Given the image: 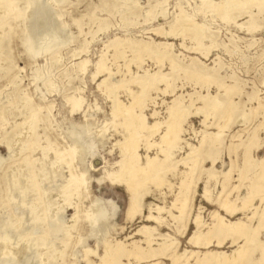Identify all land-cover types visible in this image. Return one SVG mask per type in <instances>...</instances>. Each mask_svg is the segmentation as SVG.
<instances>
[{
	"label": "rangeland",
	"instance_id": "obj_1",
	"mask_svg": "<svg viewBox=\"0 0 264 264\" xmlns=\"http://www.w3.org/2000/svg\"><path fill=\"white\" fill-rule=\"evenodd\" d=\"M221 1L0 0V240L10 250L0 264H172L161 248L171 242L175 264L243 244L226 264H264V0L227 21ZM181 13L206 28L199 43L162 33ZM118 38L152 43L157 54ZM134 78L148 86L132 113L159 123L136 127L137 164L154 159L160 170L132 194L118 177L128 121L113 98L130 105L129 91L141 89ZM170 105L184 108V120L180 141L162 153ZM69 149L84 180L78 190H62L69 168L55 152ZM95 201L106 215L94 226ZM217 215L243 222L246 237L215 246ZM197 216L212 235L208 248L187 243ZM144 231L158 256L139 261L131 253L150 255Z\"/></svg>",
	"mask_w": 264,
	"mask_h": 264
},
{
	"label": "bare ground",
	"instance_id": "obj_2",
	"mask_svg": "<svg viewBox=\"0 0 264 264\" xmlns=\"http://www.w3.org/2000/svg\"><path fill=\"white\" fill-rule=\"evenodd\" d=\"M254 0H223L221 1V5L219 6L220 9L222 10V13L220 14V17L224 20L227 21L229 18H231V13L236 11L240 6H243L245 4H248L250 2H252ZM260 1V0H257ZM178 23V24H177ZM177 23H175V25H173L172 27H170V29L168 31H163L162 33L164 34V36H169V35H174V36H181L183 38H189L190 40H193L195 42H200V39L204 36L205 32H206V28L201 25L196 23L192 18L184 15L183 13H181L178 18H177ZM115 41H118L120 43L123 44L124 41L130 42L128 43L129 48L132 51H142V52H146L148 54H157V50L154 48L152 43H147V42H139V44L136 46L135 43H133L132 40H124V39H116ZM184 47L190 51L196 52L197 47L196 46H187L185 44H183ZM165 55V53H163ZM134 58L131 59V61ZM195 58L192 59V62L195 63L194 61ZM169 62L171 64V68L174 69L176 68V62L173 58H169ZM82 63H84L83 61L81 62V65H83ZM104 69H98V71H96V73H94V77L96 75H98L99 72H101ZM137 78V77H136ZM134 78L135 80L133 82H136L140 87V92H134L132 90H130V95L133 97V102H130V105H125L122 104L121 101H119L115 96L113 98V102H114V107L115 110L117 112H121L124 116V118L128 121V123L126 124L127 126V132H128V139L126 141H124L123 149L126 153H128L127 159L124 160V167L121 170V173H119L120 176L119 177V181L122 183H124L130 192H132V194H134V191L136 190V188L138 186L143 185V183L145 184L147 181L148 182H154L156 179H158V172L160 170V166L155 164L154 159H150L148 158L147 163L145 164V166H139L137 164V160H138V156H136V150H137V141L134 138L136 135V127L138 125H140L141 129H149L150 131L153 130H157L159 127V123H154L152 126H145L143 124V118L140 117V115H136L134 113H132V106L135 102V98L137 96H139L140 94L144 93L145 90L147 89V82L145 79H141L138 80ZM104 80V79H103ZM102 80V82H103ZM116 87V86H114ZM202 99L205 100L207 108L208 109H213L216 110L219 105V102L217 101L216 98H211L210 96H202ZM77 101V100H76ZM72 103V102H71ZM76 104V103H75ZM77 106V105H76ZM73 108V107H72ZM184 108H175L173 105H170L168 107V118L165 120L164 122V126L165 129L162 131L161 133V140H162V144L164 145L163 148L160 150L162 153L163 152H168V149H171L172 146L174 144H176L178 141H180V137L179 134L181 133V124L182 121L184 120V117L182 116L183 112H184ZM205 118L203 121H205L206 119V113L204 114ZM130 125H132V128L130 127ZM126 132V133H127ZM127 136V134H126ZM137 138V137H136ZM205 135L203 137L202 140H204ZM123 151V150H122ZM66 154V156H69L68 160H65V156H62L63 154ZM55 155L58 157L60 161H63L66 163L67 167L69 168V178L67 180V182L65 183V185L62 187V190H67L68 188L74 187L75 190L80 189L83 184H84V180L82 179V174H78L76 172H74L73 169V150L69 149L66 150L65 152L63 151H56ZM67 159V158H66ZM134 163H136L134 165ZM127 173L128 174H123V173ZM121 174L123 175H127V178H123L121 176ZM115 178V177H114ZM118 181V180H117ZM156 182V181H155ZM36 188L38 189L37 184H35ZM128 191V192H129ZM129 192V193H130ZM113 205V213L116 209V204L112 203ZM136 205V198L134 196H132L131 198V202L129 205V210L128 213H131L132 209H134V207ZM93 206L95 207L94 212L92 214V221L94 226L97 225L99 223L100 218L105 217L106 215V211L105 209L102 207V205L99 204V201H95L93 203ZM92 206V207H93ZM182 210V209H181ZM127 213V214H128ZM133 213V212H132ZM230 214V216L233 213L232 209H228L227 210V214ZM175 218V216H174ZM217 222L214 224V228L219 227L220 228V234L222 236V238L218 237L217 243L215 244V246L219 247L223 241L224 238L226 237H230L231 238V246H234L236 244H238V240L241 237H246V231L244 230L243 227V222L236 220L233 221L232 223L226 224L225 222L222 221V219L217 215ZM151 220V219H150ZM195 225H196V230L193 233V235L188 237L187 243L191 246L194 247H204V248H208L211 244V238L212 235H210V230H208L207 232H203L201 231V226H200V218L199 216L196 217L195 219ZM145 237L147 238V243H148V250L147 252L150 253V255H146V257L140 256L138 254H132L131 255L136 258V260H143L144 258H149L151 256H158V254L154 251V249L150 246V234L148 232H143ZM171 245H173V242L169 243V244H162V254L165 255V257H168V259L171 261L172 264H175L178 260L177 256L173 254V250H170L169 253H166V251H169ZM120 245H118L119 247ZM244 244L240 245L238 247V249H236L233 254H226L225 252H210V251H206L204 253V257H207V260H205V262L203 264H226L227 262H235L238 261V259L240 258V252L244 249ZM19 250V249H18ZM107 250V249H106ZM0 251L2 254H7V252H9V246H8V241L7 239L4 237L0 240ZM17 251V250H16ZM107 254H110L109 250H107ZM130 253V252H129ZM111 255V254H110ZM232 258V260H231ZM152 264H157V262L152 263Z\"/></svg>",
	"mask_w": 264,
	"mask_h": 264
}]
</instances>
